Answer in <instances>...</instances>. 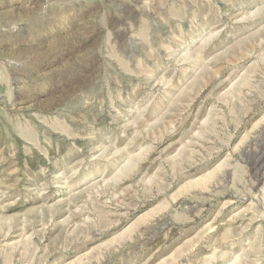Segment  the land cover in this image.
<instances>
[{
	"label": "rangeland",
	"instance_id": "rangeland-1",
	"mask_svg": "<svg viewBox=\"0 0 264 264\" xmlns=\"http://www.w3.org/2000/svg\"><path fill=\"white\" fill-rule=\"evenodd\" d=\"M0 264H264V0H0Z\"/></svg>",
	"mask_w": 264,
	"mask_h": 264
}]
</instances>
